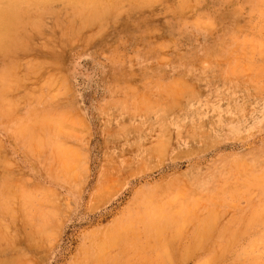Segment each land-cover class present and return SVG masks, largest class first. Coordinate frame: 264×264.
<instances>
[{"label":"rangeland","instance_id":"rangeland-1","mask_svg":"<svg viewBox=\"0 0 264 264\" xmlns=\"http://www.w3.org/2000/svg\"><path fill=\"white\" fill-rule=\"evenodd\" d=\"M0 9V264H264V0Z\"/></svg>","mask_w":264,"mask_h":264},{"label":"bare ground","instance_id":"bare-ground-1","mask_svg":"<svg viewBox=\"0 0 264 264\" xmlns=\"http://www.w3.org/2000/svg\"><path fill=\"white\" fill-rule=\"evenodd\" d=\"M5 1V0H4ZM22 2V1H21ZM10 4H12V3H10ZM4 7V6H3ZM1 10V9H0ZM13 10V9H12ZM3 11V10H2ZM79 11V10H78ZM5 12H6V10H5ZM27 12H28V10H27ZM73 12V11H72ZM3 13V12H2ZM1 13V11H0V14H2ZM8 14V13H7ZM26 14V13H25ZM3 15L5 16L6 14L5 13H3L2 15H0V17L2 16L3 17ZM181 16V15H180ZM24 17V16H23ZM29 17V16H28ZM6 18V17H5ZM1 19V18H0ZM2 21V20H1ZM3 21H4V18H3ZM35 21V20H34ZM1 23V22H0ZM1 25V24H0ZM208 26V25H207ZM0 29H1V26H0ZM210 29H212V28H210ZM20 38V37H19ZM4 43V42H3ZM5 44V43H4ZM42 57V56H41ZM158 57H159V55H158ZM23 62V61H22ZM30 65V64H29ZM29 70V69H28ZM6 72V71H5ZM4 73V72H3ZM3 75V74H2ZM17 77V76H16ZM169 79V78H168ZM158 82V81H157ZM20 83V82H19ZM130 83V82H129ZM15 84V83H14ZM161 88V87H160ZM158 91V90H157ZM168 91V90H167ZM1 93V92H0ZM135 96V95H134ZM134 100V99H133ZM133 102V101H132ZM2 114V113H1ZM2 123V122H1ZM1 186V185H0ZM10 187V186H9ZM3 190V189H2ZM10 197V196H9ZM152 200V199H151ZM197 207H199V206H197ZM194 210H196V209H194ZM195 213V212H194ZM199 213V212H198ZM205 214V213H204ZM177 215V214H176ZM187 215V214H186ZM194 217V216H193ZM195 221V220H194ZM193 221V222H194ZM234 221V220H233ZM1 223V222H0ZM174 224V223H173ZM172 226V225H171ZM188 226H190V225H188ZM3 228V227H2ZM2 263V262H1Z\"/></svg>","mask_w":264,"mask_h":264}]
</instances>
